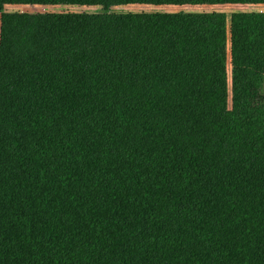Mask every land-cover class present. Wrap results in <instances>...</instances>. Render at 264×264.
<instances>
[{
  "label": "trees",
  "instance_id": "1",
  "mask_svg": "<svg viewBox=\"0 0 264 264\" xmlns=\"http://www.w3.org/2000/svg\"><path fill=\"white\" fill-rule=\"evenodd\" d=\"M217 5L0 0V264H264V13H110Z\"/></svg>",
  "mask_w": 264,
  "mask_h": 264
},
{
  "label": "rangeland",
  "instance_id": "2",
  "mask_svg": "<svg viewBox=\"0 0 264 264\" xmlns=\"http://www.w3.org/2000/svg\"><path fill=\"white\" fill-rule=\"evenodd\" d=\"M8 13H64V12H82V13H100V8H87V7H74V6H45L42 2L35 6H8L5 8ZM221 13L224 14L229 21L231 15L235 13H264V5L262 6H230V5H217V6H126L118 7L110 10V13ZM230 69H228L229 73Z\"/></svg>",
  "mask_w": 264,
  "mask_h": 264
}]
</instances>
